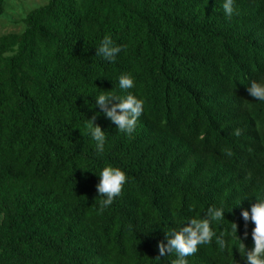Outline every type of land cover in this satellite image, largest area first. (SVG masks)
Masks as SVG:
<instances>
[{
    "label": "trees",
    "instance_id": "trees-1",
    "mask_svg": "<svg viewBox=\"0 0 264 264\" xmlns=\"http://www.w3.org/2000/svg\"><path fill=\"white\" fill-rule=\"evenodd\" d=\"M223 3L49 0L0 37V264H171L157 258L166 232L212 206L225 216L188 264H246L255 224L242 212L264 200V101L247 91L264 84V0H234L231 18ZM105 36L123 46L114 61L96 55ZM101 94L143 100L131 135ZM109 166L127 182L100 213Z\"/></svg>",
    "mask_w": 264,
    "mask_h": 264
},
{
    "label": "clouds",
    "instance_id": "clouds-1",
    "mask_svg": "<svg viewBox=\"0 0 264 264\" xmlns=\"http://www.w3.org/2000/svg\"><path fill=\"white\" fill-rule=\"evenodd\" d=\"M233 4L234 0H224L222 4V8L229 18H231L234 11ZM122 50L123 46H114L111 36H105L97 48L96 55L102 56L107 61H114ZM133 86L134 81L130 76H120V89L127 90ZM247 91L256 100L264 101V84L253 81L248 86ZM96 106L117 126L119 132L131 135L136 128L138 118L143 114L144 102L132 94H128L126 97L101 94L96 98ZM95 121L96 116L89 119L86 134L95 140L97 152L101 154L104 151L106 137L101 126L97 125ZM233 135L239 137L241 129H236ZM222 151L229 157L232 155L231 149H223ZM99 176L100 182L97 185L98 197H101L99 212L103 213L105 208L110 206L114 199L122 193L123 186L127 182V176L121 169L111 166L105 167ZM257 200L258 202L252 205L251 212L248 210L242 212L245 222L250 219L255 224L252 231L253 249L247 251L244 243L239 247L246 264H264V200L259 198ZM224 216L223 209L212 206L207 209L202 218H191L187 222V226H184V224L178 230L166 232L168 242L167 244L163 241L159 243V256L157 258L174 253L177 259L172 260L171 264H188L186 257L194 255L200 245L211 243L216 235L210 226L211 223L221 221ZM237 231L238 224L232 222V234H237ZM247 236L248 233L245 231L244 238H247ZM216 240L221 249L226 247L223 234L217 236Z\"/></svg>",
    "mask_w": 264,
    "mask_h": 264
},
{
    "label": "rangeland",
    "instance_id": "rangeland-1",
    "mask_svg": "<svg viewBox=\"0 0 264 264\" xmlns=\"http://www.w3.org/2000/svg\"><path fill=\"white\" fill-rule=\"evenodd\" d=\"M49 0H5V12L0 17V37L9 33H22V23L32 10L48 4ZM2 216L0 215V223Z\"/></svg>",
    "mask_w": 264,
    "mask_h": 264
}]
</instances>
